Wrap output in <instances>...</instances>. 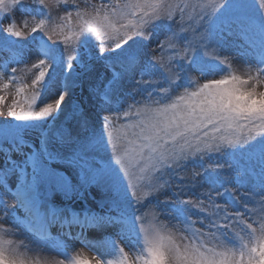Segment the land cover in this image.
I'll return each mask as SVG.
<instances>
[{"label": "snow or ice", "instance_id": "obj_1", "mask_svg": "<svg viewBox=\"0 0 264 264\" xmlns=\"http://www.w3.org/2000/svg\"><path fill=\"white\" fill-rule=\"evenodd\" d=\"M52 3L0 0V49L12 53L0 88L23 94L0 107V172L15 188L0 181V264H264V0H73L57 16ZM225 33L242 38L246 72L220 55ZM25 47L38 57L20 69L30 83L9 69ZM85 83L92 107L66 111ZM237 152L248 163L229 188L220 158ZM93 193L97 211L55 203ZM65 223L113 229L128 250L110 239L91 258L70 254L49 231ZM41 242L62 258H43Z\"/></svg>", "mask_w": 264, "mask_h": 264}, {"label": "rangeland", "instance_id": "obj_2", "mask_svg": "<svg viewBox=\"0 0 264 264\" xmlns=\"http://www.w3.org/2000/svg\"><path fill=\"white\" fill-rule=\"evenodd\" d=\"M28 2V0H26V3ZM76 3H78L80 5L81 8H83L85 6V0H75ZM100 0H92V3H99ZM73 4V0H68V8H65L63 6H59L57 7L55 4V0H53L52 3V14L53 16H57L62 14L63 12L70 10L71 6ZM17 19H20L19 14H17ZM0 23L6 25L8 23V20H2L0 21ZM53 39H55V37H53ZM163 39V33H161L158 37H154L151 43H148L147 48L148 50H151L155 47V44L158 42V40ZM61 47H63L61 45ZM245 50V46H244V42L242 40V38H239L235 35L233 36H229L227 33L224 34L223 36V50L221 51L220 55L222 57H228L232 63V67L234 70H236L238 73H244L247 71L245 64L243 63V59L240 57V53L243 52ZM24 55L22 57V62L21 63H10L9 64V69H11L12 67H16L18 69L16 75L17 76H22L25 80V82L30 83V80L32 78V73L29 72H21L20 69H23L25 64H28L29 66L31 65V63L35 62V60L38 58L35 55L34 50L32 52H29L28 48L25 47L24 48ZM12 56V53L6 49H0V65L3 64L4 61L9 60ZM18 59H21V57H18ZM100 71H103V69H99ZM224 73H217L216 75L213 76H208L205 77L204 79H219L221 75H223ZM192 75L197 76L198 79L199 75L197 73H193ZM87 79V78H86ZM4 80H7V76L4 77ZM200 82H203V79H200ZM0 83H2V81H0ZM87 87L88 84L85 83L83 88L82 87H75L72 90L71 96L68 100V104L65 106V110H68V106L70 103V100L72 99H81L83 101V106L85 108H90L92 107V104H89V99H88V94H87ZM0 96L4 97V101L2 104H0V107H2L5 112L7 110V107L10 106L14 100H20L23 98V94H21L20 97L16 96L15 93V88L14 87H9L8 89H2L0 88ZM55 97L52 96L50 98H46L43 102H51V99H54ZM42 106V104H41ZM106 113H99L100 116L105 115ZM12 119V118H9ZM63 116L61 117V120H63ZM35 137L30 133L29 137H28V141L29 143L31 142L32 139H34ZM7 146H3V150H6ZM26 151V149H25ZM229 153H231V150H228ZM12 158L19 160L22 157L20 155H17L15 152L11 153ZM212 155V159L210 161H206V162H215L217 159L216 154H211ZM3 155H0V164H2L3 162ZM220 162L224 163L226 168L227 165H231L232 166V171L230 173V175L232 176L233 179V183L232 184H228L226 185L229 188H233L235 187V180L237 177V174L243 175V170L246 166V164L248 163L247 157L242 155L241 153L237 152L234 156L229 154L226 156H223L222 158H220ZM193 169L199 170L198 168V162H190L187 166V169L181 173V175L184 176H190V173ZM229 175V173L227 171L224 172H220L219 176L221 179L226 178ZM10 179L14 178L12 176H10ZM10 185L13 186V184L11 183L12 181L7 180ZM188 181H185V183H187ZM174 183H178V181H174ZM209 186L208 185H204L203 188L198 187L196 189L197 192L200 191H205ZM222 190V189H221ZM241 192H245L247 191V189L245 188H241L240 189ZM103 195V193H93L92 195H90L88 198L91 202V204L93 205L94 211H97L98 208V204L99 201L101 199V196ZM168 195L167 192L159 194L156 199L159 200H164L165 196ZM186 198V197H185ZM9 200V199H8ZM56 203H64L65 201L60 198L58 200L55 201ZM223 200H218L217 203H223ZM160 209H157V212H160ZM159 222H163L166 223L168 225L169 228H173V226L177 223L175 220H169L166 216H164L163 214H161L159 216ZM197 227H199V225H197ZM175 230V229H174ZM98 235L100 237L101 240L105 241V238H107L108 240H116L117 243H120L122 246H125V250L127 251L128 248L126 247V241L125 240H121L116 234L115 231L113 229H99ZM53 238V237H52ZM49 244V243H48ZM50 245V244H49ZM51 247V246H50ZM53 254H57L56 251H53ZM76 253V252H74ZM62 258V257H60ZM47 259V258H46ZM49 261H51L50 258H48Z\"/></svg>", "mask_w": 264, "mask_h": 264}, {"label": "bare ground", "instance_id": "obj_3", "mask_svg": "<svg viewBox=\"0 0 264 264\" xmlns=\"http://www.w3.org/2000/svg\"><path fill=\"white\" fill-rule=\"evenodd\" d=\"M89 104H94V101H92L89 97ZM91 105V106H92ZM66 106V105H65ZM10 174L5 177L4 174L2 172H0V181H4V180H9V181H13V179H10ZM8 190L12 191V189L14 186H11L10 183H8L7 185ZM2 190V189H0ZM5 199H9V202H11V196H6ZM69 220H71V217H69ZM66 227L71 228L73 230V235L72 236H68L67 234L61 233L57 230H53V233L51 234V237H53L54 239H58L60 241H62L63 243H66L68 245V252L70 254H73V252H82L84 255H87L88 257H92L93 255L96 254V252L99 251H103V248H100V245L102 243H104L105 241H102L100 239H96L97 237H93L98 233V229L99 228H93V227H85V228H81L80 225L75 224V223H71V224H67ZM81 233H83L81 235ZM86 233V234H84ZM92 235L93 238H89V240H83L86 236ZM85 236V237H84ZM21 238L25 239L26 243H29L32 239L31 235L27 233V230L25 228V234L24 236H22ZM81 240V241H80ZM94 240V241H93ZM84 241V242H83ZM108 241V240H106ZM89 245V246H86ZM91 245H95L96 248L91 247ZM51 245H49L46 242H41L39 244L40 249H42L41 251V256L43 258H50L51 260H55V259H59L60 256L57 254H53L55 251L52 247H50ZM49 260V259H48Z\"/></svg>", "mask_w": 264, "mask_h": 264}, {"label": "water", "instance_id": "obj_4", "mask_svg": "<svg viewBox=\"0 0 264 264\" xmlns=\"http://www.w3.org/2000/svg\"><path fill=\"white\" fill-rule=\"evenodd\" d=\"M81 104L82 106H83V104H82V102H81V100H79V99H74V100H72L71 101V103H70V107H71V105H73V104ZM69 107V108H70ZM59 207H63V206H65V205H67V206H69V207H71L73 210H75V211H81L82 210V208H81V205H83V208H86V209H91V205H90V203H89V200H87V201H80V200H77V201H75V202H67V203H64V204H57Z\"/></svg>", "mask_w": 264, "mask_h": 264}]
</instances>
